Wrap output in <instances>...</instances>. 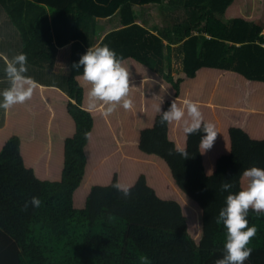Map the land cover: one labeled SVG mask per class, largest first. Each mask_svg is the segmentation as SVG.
Returning <instances> with one entry per match:
<instances>
[{
	"label": "trees",
	"instance_id": "obj_1",
	"mask_svg": "<svg viewBox=\"0 0 264 264\" xmlns=\"http://www.w3.org/2000/svg\"><path fill=\"white\" fill-rule=\"evenodd\" d=\"M171 3L172 22L149 29L133 6L164 0H0V89L17 49L36 81L24 102L0 108V264H214L223 254L225 195L245 186V168H264V0ZM116 14L120 28L98 41L97 20ZM72 41L62 87L52 86L57 49ZM98 44L129 72L127 109L88 106L75 64ZM185 99L216 126L203 153L204 133L183 131ZM173 100L185 116L161 123ZM225 179L234 187L222 191ZM33 196L40 205L25 207ZM247 220L257 232L244 264H264V215L249 208Z\"/></svg>",
	"mask_w": 264,
	"mask_h": 264
},
{
	"label": "clouds",
	"instance_id": "obj_2",
	"mask_svg": "<svg viewBox=\"0 0 264 264\" xmlns=\"http://www.w3.org/2000/svg\"><path fill=\"white\" fill-rule=\"evenodd\" d=\"M81 65L82 78L90 85L87 92L89 108L95 107L97 101L106 105L105 114L111 113L120 102L126 109L131 107L132 101L127 97L130 86L129 72L113 49L107 44L89 46L80 55L75 67L79 68ZM26 71V54L23 52L14 54L4 67L9 86L0 89V108L7 109L13 104L24 102L31 96L36 81L24 75ZM183 105L186 106L187 115L191 118L184 120L183 131L186 135L204 133L199 141L200 152L203 153L212 146L217 136L216 126L210 121L202 123V114L197 102L185 99ZM158 111L161 123L180 121L185 116L184 107L178 106L175 100L167 109L159 108ZM176 151L183 157L189 155L185 148L179 146ZM242 176L246 178L245 186L238 191L227 192L216 216V223L223 225L225 236L223 254L215 259L214 264H244L252 251L247 245L257 232L256 225L248 223L249 208L257 215H264V168L253 165L245 168ZM113 186L125 196L129 195L127 184L117 182ZM233 187L229 179H225L220 185L222 191ZM29 202L33 207H38L41 203L35 196L25 203V207Z\"/></svg>",
	"mask_w": 264,
	"mask_h": 264
},
{
	"label": "rangeland",
	"instance_id": "obj_3",
	"mask_svg": "<svg viewBox=\"0 0 264 264\" xmlns=\"http://www.w3.org/2000/svg\"><path fill=\"white\" fill-rule=\"evenodd\" d=\"M161 7L165 9L161 10ZM171 8H174L173 4L171 3V0H164V4H144V5H134L133 6L134 12L136 14L135 16L136 22L149 29L153 27L161 29L163 28V25L166 26L168 25L167 23L170 24L172 22V18L169 16H172L171 14H173V12H169L168 9H171ZM115 20H116V26H117V21L119 20L118 14H116L112 18V20H109V21L105 20L104 22L101 20L102 22L98 24L102 28L106 26L110 28V27H114L113 23H115ZM263 33H264V30H263ZM101 34L102 33H98L96 34V36H100ZM57 57H58L57 62L61 63L63 58L66 57V54L64 56V53H63V54L58 55ZM59 87H62V86H59ZM2 113H4V111H2Z\"/></svg>",
	"mask_w": 264,
	"mask_h": 264
},
{
	"label": "crops",
	"instance_id": "obj_4",
	"mask_svg": "<svg viewBox=\"0 0 264 264\" xmlns=\"http://www.w3.org/2000/svg\"><path fill=\"white\" fill-rule=\"evenodd\" d=\"M0 16H2V18H7V17H4L3 15H0ZM104 22L105 20H107V21H109L110 20V18H105V20H104V18H99V20H97L98 21V23H100V22H102V21ZM7 21H6V26H7ZM114 24V27H104L103 29H102V31H100L99 33H102L100 36H96L97 38H98V41L99 40H101L102 38H103V36L106 34V33H108L109 31H111V30H114V29H118V28H120V25H119V20L117 21V26H116V20H115V23H113ZM105 30H107V31H105ZM73 43H74V41H72V42H70V43H68V44H66V45H64V46H62V47H58V49H57V56L58 55H60V54H63L64 53V56H65V54H66V57L65 58H63V60L61 61V63H58L57 62V56H56V61H55V68L53 69V70H50V73H48V77L50 78L49 80H51V85H54L55 87H59V86H62V84H63V82L61 81L60 82V78L58 77V76H56V75H58L59 73H60V70H67V67H68V58H69V55H70V53H72V47H73ZM97 44V43H96ZM15 49V48H14ZM19 50L17 49L16 51L14 50V54L16 53V52H18ZM32 65V64H31ZM30 66V65H29ZM33 66V65H32ZM59 68V69H57V68ZM33 68H35V66H33ZM37 69V68H36ZM38 70V69H37ZM32 72V71H31ZM36 72V71H35ZM33 73V72H32ZM62 74V73H61ZM62 83V84H61Z\"/></svg>",
	"mask_w": 264,
	"mask_h": 264
}]
</instances>
